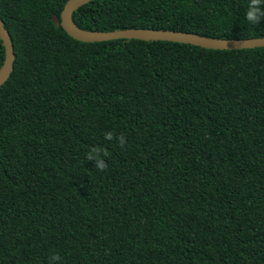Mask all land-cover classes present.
<instances>
[{
    "label": "trees",
    "instance_id": "trees-1",
    "mask_svg": "<svg viewBox=\"0 0 264 264\" xmlns=\"http://www.w3.org/2000/svg\"><path fill=\"white\" fill-rule=\"evenodd\" d=\"M68 1L0 0V264H264V46L82 43L51 20ZM248 4L95 0L73 20L263 37Z\"/></svg>",
    "mask_w": 264,
    "mask_h": 264
},
{
    "label": "water",
    "instance_id": "water-1",
    "mask_svg": "<svg viewBox=\"0 0 264 264\" xmlns=\"http://www.w3.org/2000/svg\"><path fill=\"white\" fill-rule=\"evenodd\" d=\"M95 0H69L65 3L61 16L54 14L51 20L57 27L62 26L64 31L73 39L82 43L106 42L111 40H140V41H161L178 44H186L200 47L208 50H234L255 48L264 46L263 37H252L244 39H215L200 36L192 33H184L170 30H152V29H127L112 32L87 31L79 28L74 20V13L81 7ZM0 38L5 47V56L0 66V88L9 78L15 58L14 43L9 30L6 28L3 19L0 16Z\"/></svg>",
    "mask_w": 264,
    "mask_h": 264
},
{
    "label": "clouds",
    "instance_id": "clouds-1",
    "mask_svg": "<svg viewBox=\"0 0 264 264\" xmlns=\"http://www.w3.org/2000/svg\"><path fill=\"white\" fill-rule=\"evenodd\" d=\"M262 0H249V4L247 6V11L245 12V19L252 24L253 26H257L261 21V18L264 17V9H261L260 4ZM106 139L112 140V133H107L105 136ZM118 142L121 148H124L126 144V138L123 134H121L118 138ZM107 151L105 150V155H107ZM96 158L97 164L96 168L103 171L106 169L107 165L102 161V159L98 155V150L95 148L90 149L86 158L87 160H92ZM53 259L59 260L61 259L59 255H55L52 257Z\"/></svg>",
    "mask_w": 264,
    "mask_h": 264
}]
</instances>
